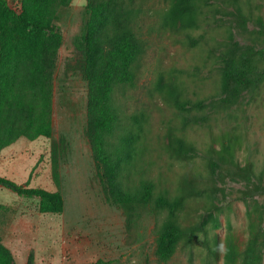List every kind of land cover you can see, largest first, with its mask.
I'll use <instances>...</instances> for the list:
<instances>
[{
    "label": "rangeland",
    "instance_id": "rangeland-1",
    "mask_svg": "<svg viewBox=\"0 0 264 264\" xmlns=\"http://www.w3.org/2000/svg\"><path fill=\"white\" fill-rule=\"evenodd\" d=\"M7 2L19 10L20 0ZM143 3L149 8L143 28L147 49L127 102L129 110L150 114L141 171L155 182L163 181L172 193L181 187L185 203L177 219L185 232L172 256L158 259V224L165 213L149 204L116 203L103 188L86 135L83 35L88 10L86 0H71L58 8L53 20L62 40L52 80L51 136L20 137L0 150L1 176L58 191L63 197L60 213L40 212L37 197L0 185V243L9 249L14 264H26L30 256L32 264H93L99 259L106 264H231V242L243 250L250 238L248 205L255 222L257 214L264 213V191L252 190L254 181L245 168L251 163L250 175L264 186V80L253 96L238 98L208 122L186 126L179 118L196 154L167 149L168 128L171 123L180 125L155 91L158 83L174 78L187 95L212 93L218 72L207 60L208 46L218 38L247 39V32L228 19L212 17H202L194 26L188 23L183 32L166 31L160 24L162 0ZM260 7L263 11L264 0L245 5L254 13ZM226 130L242 138L234 155L239 167L213 156L220 164V180L226 183L210 191L214 181L206 167L209 143L212 135ZM214 201L217 207L212 208ZM242 260L239 256L237 262ZM247 264H264V238Z\"/></svg>",
    "mask_w": 264,
    "mask_h": 264
},
{
    "label": "trees",
    "instance_id": "trees-1",
    "mask_svg": "<svg viewBox=\"0 0 264 264\" xmlns=\"http://www.w3.org/2000/svg\"><path fill=\"white\" fill-rule=\"evenodd\" d=\"M70 1L20 0V8L15 10L7 0H0V150L20 137L32 140L51 136L52 80L62 40L53 20L58 8ZM250 1L162 0L160 24L166 31L183 32L202 17H212L218 21L228 19L247 32V39L218 38L208 46L207 60L218 73L213 79V92L207 96L187 95L174 78L157 84V98L173 111L180 125L171 123L168 128L165 136L168 150L196 154L198 149L182 133L184 126L179 118L187 122L186 126L208 122L214 113L228 108L238 98L253 96L264 80V10L260 7L254 13L245 8ZM86 8L88 18L83 35L86 135L96 169L104 190L114 202L149 204L157 213H165L158 224L155 254L166 261L185 232L177 219L185 195L181 187L172 193L163 181L155 182L145 175L146 171H141L149 142L146 125L150 114L145 109L129 110L127 102L129 90L139 80L138 63L147 49L143 28L149 8H145L143 0H86ZM185 34L195 39L188 32ZM241 144L242 138L232 130L211 136L206 167L211 171L214 186L208 190L217 189V183H226L220 180V164L213 156L239 167L234 155ZM245 168L249 179L254 181L252 190L263 192L264 186L250 175L251 163ZM0 185L18 195L37 197L40 212L63 210V197L58 191L27 187L1 175ZM215 207L214 201L212 208ZM247 213L250 238L243 250L231 242V264H247L264 238V213L257 214L256 222L250 205ZM239 256L243 257L240 263ZM0 264H14L9 249L1 243ZM26 264H32L31 256ZM93 264L106 262L99 259Z\"/></svg>",
    "mask_w": 264,
    "mask_h": 264
}]
</instances>
